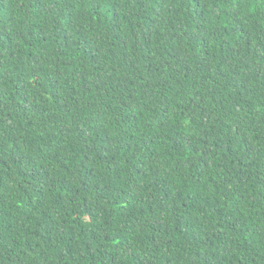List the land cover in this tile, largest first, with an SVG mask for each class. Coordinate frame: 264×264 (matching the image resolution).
Listing matches in <instances>:
<instances>
[{"label": "trees", "instance_id": "trees-1", "mask_svg": "<svg viewBox=\"0 0 264 264\" xmlns=\"http://www.w3.org/2000/svg\"><path fill=\"white\" fill-rule=\"evenodd\" d=\"M0 264H264V0H0Z\"/></svg>", "mask_w": 264, "mask_h": 264}]
</instances>
